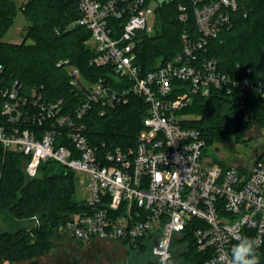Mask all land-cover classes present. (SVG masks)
Masks as SVG:
<instances>
[{
    "label": "built area",
    "instance_id": "1",
    "mask_svg": "<svg viewBox=\"0 0 264 264\" xmlns=\"http://www.w3.org/2000/svg\"><path fill=\"white\" fill-rule=\"evenodd\" d=\"M78 1L81 16L75 24L91 32L88 44L96 53L91 64L110 70L90 81L78 68L71 69V84L82 90L71 111L64 110L62 101H41L36 89L30 102L20 95L17 83L10 90L0 88L8 96L2 113L10 122L0 126V146L28 157V178L37 176L41 163L50 159L88 173L86 190L91 197L81 200L83 211L66 222L64 231L70 238L133 246L148 241L158 264H170L175 239L198 220L193 229L199 251L208 254L204 264H220L221 258L230 264L238 237L264 239V159L249 165L208 160L201 132L187 125L191 116L180 111L195 95L237 90L248 120L252 114L245 96L256 92L264 97V79L244 76L239 66L235 75L223 71L217 60L200 55L209 40L232 26L239 0H193L197 33L184 32L183 50L146 74L135 64V49L140 35L152 31L150 2ZM180 10L181 20L187 21L184 7ZM122 19L118 29L114 20ZM135 95L148 104L136 144H94L86 114L98 106L104 115ZM26 120L42 128L30 127ZM62 133L69 144H58Z\"/></svg>",
    "mask_w": 264,
    "mask_h": 264
},
{
    "label": "trees",
    "instance_id": "2",
    "mask_svg": "<svg viewBox=\"0 0 264 264\" xmlns=\"http://www.w3.org/2000/svg\"><path fill=\"white\" fill-rule=\"evenodd\" d=\"M155 1L158 2L155 14L160 29L153 34H141L135 49V64L142 74L180 53L184 32L195 34L198 30L193 0ZM180 6L188 15L187 21L180 18ZM19 12L27 21L23 41H5ZM80 16L78 0H0V88L10 90L17 83L20 95L27 96L30 102L36 89L41 101H62L64 110H74L81 100L82 90L71 84V69L78 68L90 81L110 70L91 64L96 53L88 44L90 30L75 24ZM124 21L114 20V23L122 29ZM232 21V26L219 38L209 40L206 50L200 52L201 57L217 60L223 71L235 75L239 66L244 76L263 80L264 0H239L238 9L232 12ZM7 98L0 91V126L10 123L2 113ZM244 102L252 114L248 120L244 119L245 109L237 90L232 94L214 90L207 97L195 95L193 103L180 113L191 116L185 122L201 132L206 145L223 141L230 135L237 141H246V131L253 124L264 126V97L250 92ZM147 109L144 98L136 95L128 104L110 108L104 115H100L98 106L94 107L84 117L88 136L94 144L105 143L110 148L135 145ZM26 124L42 128L29 120ZM58 141V144H69L63 133ZM27 159L20 152L5 151L0 146V213L7 210L18 220L36 221L31 227L21 226L12 232L0 230V259L13 264H30L27 261L50 252L55 246V235L64 231L66 222L85 208L77 199L79 177L75 171L50 159L41 163L39 175L31 179L24 170ZM196 222L198 220H193L184 235L175 239L170 264L205 263L208 254L197 247L193 229ZM144 244L152 248L148 241L141 242L139 247ZM258 253L264 264V244ZM155 264H158L157 259Z\"/></svg>",
    "mask_w": 264,
    "mask_h": 264
},
{
    "label": "rangeland",
    "instance_id": "3",
    "mask_svg": "<svg viewBox=\"0 0 264 264\" xmlns=\"http://www.w3.org/2000/svg\"><path fill=\"white\" fill-rule=\"evenodd\" d=\"M158 2L150 1L153 12L149 25L152 27L151 34L160 29L158 17L155 14ZM27 24L22 12H19L14 24L10 27L4 40L13 43L23 41L24 27ZM246 141H237L235 136H227L223 141L206 145L203 149L204 155L210 161L219 163L251 162L260 154L264 157V126L253 124L246 131ZM255 157V158H254ZM79 177L77 187V199L83 200L91 197L86 190L89 175L84 171L76 172ZM39 175V174H38ZM37 175V176H38ZM35 176V177H37ZM28 177V176H27ZM35 177H31L35 178ZM30 178V177H29ZM36 221L18 220L9 211L0 213V230L12 232L18 227H31ZM55 246L47 254L35 257L27 261L30 264H155L156 257L152 253L151 246H133L123 243H114L100 239L81 242L68 236L61 231L53 238ZM0 264H13L9 260L0 259Z\"/></svg>",
    "mask_w": 264,
    "mask_h": 264
},
{
    "label": "clouds",
    "instance_id": "4",
    "mask_svg": "<svg viewBox=\"0 0 264 264\" xmlns=\"http://www.w3.org/2000/svg\"><path fill=\"white\" fill-rule=\"evenodd\" d=\"M264 244L260 237H238V242L231 249L230 264H260L258 249ZM220 264H223L221 258Z\"/></svg>",
    "mask_w": 264,
    "mask_h": 264
},
{
    "label": "flooded vegetation",
    "instance_id": "5",
    "mask_svg": "<svg viewBox=\"0 0 264 264\" xmlns=\"http://www.w3.org/2000/svg\"><path fill=\"white\" fill-rule=\"evenodd\" d=\"M261 155H263V154H260V156L259 157H254L255 159H253V160H256V159H258V158H262V156Z\"/></svg>",
    "mask_w": 264,
    "mask_h": 264
},
{
    "label": "crops",
    "instance_id": "6",
    "mask_svg": "<svg viewBox=\"0 0 264 264\" xmlns=\"http://www.w3.org/2000/svg\"><path fill=\"white\" fill-rule=\"evenodd\" d=\"M247 165H249L250 164V162L249 163H246ZM124 244V243H123Z\"/></svg>",
    "mask_w": 264,
    "mask_h": 264
}]
</instances>
